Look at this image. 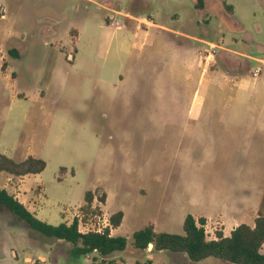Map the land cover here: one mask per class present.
<instances>
[{
    "label": "rangeland",
    "instance_id": "1",
    "mask_svg": "<svg viewBox=\"0 0 264 264\" xmlns=\"http://www.w3.org/2000/svg\"><path fill=\"white\" fill-rule=\"evenodd\" d=\"M201 2L0 0V152L47 163L36 175L0 173V186L53 225L71 223L86 191H95V214L82 223L97 225L121 210L114 236L130 238L149 223L181 234L193 195L228 189L241 151L225 146L213 161L194 162L190 109L205 83L190 63L164 67L170 55L163 41L177 37L147 22L264 59V0ZM129 12L144 21L130 23L122 16ZM135 27L149 32L144 52L142 40L130 45ZM197 48L209 50L203 43ZM253 150L244 172L262 177L264 162ZM71 250L32 232L0 204V264H233L214 257L194 262L168 250L137 252L130 241L103 263L96 253L75 258Z\"/></svg>",
    "mask_w": 264,
    "mask_h": 264
},
{
    "label": "crops",
    "instance_id": "2",
    "mask_svg": "<svg viewBox=\"0 0 264 264\" xmlns=\"http://www.w3.org/2000/svg\"><path fill=\"white\" fill-rule=\"evenodd\" d=\"M122 16L128 18L130 23L144 21L135 12ZM147 23L177 37L172 42L163 41V47L170 55V58H163L164 67L167 69L171 63H190L195 68L197 82L205 83L202 94L198 89L194 91L193 107L190 109L194 123L190 131V151L196 153L194 162L213 161L224 152L221 148L225 146L233 148V153L239 148L241 151L240 159L232 157L239 166L235 169V181L226 190L196 192L192 197L193 210L190 214L195 219H205L204 229L208 240H217L219 234L229 237L241 224L253 227L259 213L264 214V176L251 173V170L244 172V165L252 149V155L260 158V163L264 162V69L251 65V61L264 65V59L222 49L213 42L169 30L152 21ZM132 30L131 47L135 48L137 42L142 40L144 52L149 32L139 27ZM181 37L192 43L182 41ZM197 43L208 45L209 50L200 51ZM212 47H216L215 54H211ZM151 53H148L150 60ZM231 61L236 64L228 68L227 64ZM241 63L244 66H240ZM256 71L257 75L254 76ZM165 74L163 70L162 78ZM215 119L219 125L213 123ZM119 227H112L110 235L114 236L113 232ZM152 248L150 244L145 252H153Z\"/></svg>",
    "mask_w": 264,
    "mask_h": 264
},
{
    "label": "trees",
    "instance_id": "3",
    "mask_svg": "<svg viewBox=\"0 0 264 264\" xmlns=\"http://www.w3.org/2000/svg\"><path fill=\"white\" fill-rule=\"evenodd\" d=\"M197 0V3H202ZM231 7V6H230ZM230 7H228L230 9ZM47 163L32 155L21 161L0 152V173L15 177L36 175L42 173ZM64 170V169H62ZM95 191H86L84 203L79 207V216H74L71 223L61 222L57 225L39 219L34 213L21 203L14 195L0 186V204L14 216L24 222L28 228L48 241H61L72 245V256L85 257L96 253L101 262L109 259L115 253L125 251L128 242L137 252H143L153 245V251L168 250L185 253L194 262L214 257L233 264H264V214L259 213L253 227L241 224L236 227L229 237L218 235L217 240H208L204 225L205 219H195L191 214L184 218L181 234L158 232L149 223L132 233L130 239L123 236H112L110 230L102 233L90 231L81 233L79 221L85 222L88 215H93L92 203ZM100 202H106V196L100 197ZM124 217L123 211H117L110 216L111 225L117 228ZM150 264V260L148 261Z\"/></svg>",
    "mask_w": 264,
    "mask_h": 264
},
{
    "label": "built area",
    "instance_id": "4",
    "mask_svg": "<svg viewBox=\"0 0 264 264\" xmlns=\"http://www.w3.org/2000/svg\"><path fill=\"white\" fill-rule=\"evenodd\" d=\"M112 26H114L115 28H120V25L118 23L113 24L111 23ZM213 50L211 52V54H215L216 53V47H212ZM257 75V71L254 73V76ZM79 216V215H77ZM107 216V215H106ZM103 215V217L98 219V223L97 225H86L84 223H82L81 221H79V231L81 233H87L90 231H95V232H99L102 233L105 229H111L113 226L111 225L110 222V217H106ZM206 233V232H205Z\"/></svg>",
    "mask_w": 264,
    "mask_h": 264
}]
</instances>
